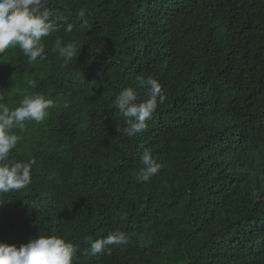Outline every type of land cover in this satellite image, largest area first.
<instances>
[{
  "label": "trees",
  "instance_id": "obj_1",
  "mask_svg": "<svg viewBox=\"0 0 264 264\" xmlns=\"http://www.w3.org/2000/svg\"><path fill=\"white\" fill-rule=\"evenodd\" d=\"M46 7L61 22L42 39L43 58L0 54V103L36 92L54 101L43 122L14 129L10 157L35 163L27 187L0 194V242L57 235L88 249L120 231L128 245L74 264H264V0ZM57 38L77 47L68 63ZM138 76L166 100L128 137L113 100L125 87L145 100ZM145 149L163 167L138 182Z\"/></svg>",
  "mask_w": 264,
  "mask_h": 264
},
{
  "label": "clouds",
  "instance_id": "obj_2",
  "mask_svg": "<svg viewBox=\"0 0 264 264\" xmlns=\"http://www.w3.org/2000/svg\"><path fill=\"white\" fill-rule=\"evenodd\" d=\"M79 15L83 17L85 13L81 11ZM60 22L46 7V0H0V54L3 55L10 47H18L29 64L37 58L42 59L45 53L42 39L59 31ZM64 31L71 33L72 24H67ZM54 47L65 63L70 62L77 52L74 43L65 44L60 38L56 39ZM136 83L147 89L145 100L138 99L137 90L133 87L123 88L113 100L115 109L124 120L125 126L121 131L128 137L144 131L146 121L152 118L158 105L166 100L157 80L138 76ZM27 85L33 89L37 86L34 79L27 80ZM52 107L54 101L39 92L25 94L15 108L10 109L0 103V194L23 189L31 183L30 171L35 161L20 162L10 157L11 150L22 139L14 129L23 132L25 121L43 122ZM141 164L143 166L135 173L138 182H148L163 167L147 149L141 156ZM129 242L126 234L116 231L103 238H89L88 249H81L78 244L67 242L57 235H37L19 247L0 242V264H74L78 253L91 256L111 254V246H126Z\"/></svg>",
  "mask_w": 264,
  "mask_h": 264
}]
</instances>
